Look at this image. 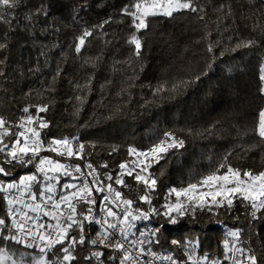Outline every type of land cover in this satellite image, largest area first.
<instances>
[{"label": "snow or ice", "instance_id": "1", "mask_svg": "<svg viewBox=\"0 0 264 264\" xmlns=\"http://www.w3.org/2000/svg\"><path fill=\"white\" fill-rule=\"evenodd\" d=\"M238 2L239 7L236 6ZM21 4L22 0H0V25L6 29L0 37V53L9 48L10 34L21 24L18 17ZM245 5L249 6L250 14L244 13ZM253 6L254 0H222L213 6L215 17L212 23L218 32L225 33L230 31L229 25L239 19L251 22L252 32L264 33V0H260L255 11L251 10ZM177 14H192L208 27L209 10L201 0H129L118 10L120 19L110 15L99 24L82 28L67 47L74 53V58L82 62V69L95 70L102 63L105 49L118 42L109 38L105 26L114 21L124 24V18H127L128 32L123 39L129 52L126 58H114L112 72L131 70L129 80H135L139 78L135 65L142 61L145 48L143 34L149 30L150 22L160 17L175 19ZM40 15L47 17L48 12L40 7L25 15L24 28L33 32ZM48 27L45 26V31ZM51 29L53 34L61 31L54 25ZM228 39L230 47L224 48L219 53L220 57L225 52L257 47L254 38L229 35ZM94 40L101 43L99 54L86 55L88 46ZM202 40L211 58L207 64L210 69L217 58L216 48L220 47L221 40L212 39L211 29L205 32ZM57 48H61L57 42L40 48L36 65L28 67L27 73L42 72L40 57L44 58L43 67H50L49 52ZM66 55L61 51L54 74L47 82L42 80L41 87L35 90L42 102L26 103L20 109L23 115L16 121L0 115V177L11 176L17 166L34 168L33 172L11 182L0 179V201L6 205L4 214L0 215V264H76L81 259L79 251L85 248L88 254L82 259L89 264L93 260L96 264H156L157 261L160 264H182L172 255L161 256L153 251L152 245L160 243L159 227L143 231L137 227L138 222L164 216L170 224H176L179 218L194 215L197 210L213 214L219 209L231 212L237 201L253 220L264 217V168L236 167L230 161L231 152L219 162H214L206 173L190 179L186 186L169 187L163 195L164 203L157 208L153 200L159 196V177L165 172L163 166L158 173L152 169L161 161H166L174 150L184 148L185 140L175 132H164L162 138L145 149L130 146L127 156L133 159L120 162L115 175L111 172L102 174L98 170L107 169V162L95 166L87 158V149H94V143L86 145L78 136L46 139L43 130L50 128L51 122L43 114L50 111L55 100L57 85L64 74L62 64ZM7 62L6 54L0 56V81L4 82L5 91L10 79L6 71ZM139 71H143L142 66ZM258 72L260 92L264 95V57H261ZM24 76L25 71L21 70L19 77ZM199 79L198 74L193 80L159 84L152 90V95L163 98V94L168 93L174 96ZM94 80V71H85L82 77L69 80L73 89L69 102H77V114L93 90ZM104 87L101 85L102 90ZM24 95L31 98L33 92ZM248 131L258 139L249 143L244 151L264 148V108L258 111ZM117 151L118 148L113 147L109 155ZM72 160L84 163L73 164ZM125 189L135 192V198L126 195L122 191ZM138 205H147V208ZM92 225L98 226L94 236L88 232ZM227 236L229 238L223 241L225 261L230 264H261L253 248L240 246L243 243L240 231H230ZM171 244L185 249L186 261L183 264H221L207 254L197 255L195 245H185L177 239L171 240ZM105 249L109 253L107 257ZM28 250L37 254L31 255Z\"/></svg>", "mask_w": 264, "mask_h": 264}, {"label": "trees", "instance_id": "2", "mask_svg": "<svg viewBox=\"0 0 264 264\" xmlns=\"http://www.w3.org/2000/svg\"><path fill=\"white\" fill-rule=\"evenodd\" d=\"M221 2L201 0L209 10L207 28L192 14L152 20L149 30L143 34V59L135 65L139 78L130 81L131 70L112 72L114 58H126L129 52L123 39L128 32L127 18H124V24L114 21L105 26L109 38L118 42L105 49L102 63L95 70L82 69V62L76 60L67 47L82 28L99 24L110 15L120 19L118 10L129 0H22L18 9L21 24L10 34L9 48L0 53V56H8L6 71L10 77L7 91L3 88L4 82L0 81V115L16 121L23 115L20 109L26 103L42 102L35 90L41 87L42 80L47 82L54 74L63 51L67 54L62 64L64 74L57 85L50 111L43 114L51 122V127L43 130L45 138L78 136L86 145L94 143V149H87V158L95 166L107 162V169L98 170L102 174L111 172L115 175L120 162L133 159L127 156L130 146L145 149L162 138L164 132H175L185 140L184 148L174 150L166 161L152 169L158 173L163 166L165 172L159 177V196L153 200L157 208L164 203L163 195L169 187L186 186L190 179L206 173L214 162H219L229 152L232 153L230 161L236 167L264 168V148L244 151L249 143L258 139L248 129L254 124L258 111L264 108V95L260 92L258 78L259 64L264 57V33L252 32L251 22L239 19L229 25V32H218L212 23L215 17L213 6ZM259 4L260 0H254L251 10L255 11ZM236 6L239 7V2ZM40 7L48 12V16L40 15L33 32H29L24 28L23 18ZM243 11L250 14L249 6L245 5ZM53 25L61 31L53 34ZM45 26H49L47 31ZM209 29L213 40H221L220 47L216 48L217 58L210 69L207 64L211 58L202 40ZM5 30L0 25V37ZM229 35L254 38L257 47L225 52L220 57L219 53L230 47ZM53 42L59 43L61 48L49 52L50 67L44 68V58L40 57L42 72L27 73L28 67L36 65L39 49L45 44L51 46ZM100 47V41L94 40L85 54L97 55ZM141 66L143 71H139ZM21 70L25 71L22 78L19 77ZM85 71H94L95 80L93 90L77 114V102H69L73 96L69 80L82 77ZM198 74L200 79L179 94L165 93L163 98L152 95V90L159 84L193 80ZM101 85H105L103 90ZM29 91L33 92L31 98L24 95ZM148 101L155 102L148 104ZM113 147L118 151L109 155ZM33 171V167L17 166L11 176L0 179L11 182ZM128 182L133 183L131 180ZM122 191L135 198V192ZM138 206L147 208V205ZM5 210L6 205L0 201V215ZM149 223L161 229L160 243L152 245L153 251L161 256L172 255L182 263L186 261L185 249L171 244V240L177 239L185 245H195L197 255L207 254L210 259L227 264L223 257V241L229 238L227 234L230 231H240L242 244L253 248L264 264V217L253 220L239 201L231 212L219 209L213 214L197 210L194 215L179 218L176 224H170L164 216H154L150 221L138 222L137 227ZM97 229V225L89 226L90 236H94ZM104 252L107 257L108 250ZM87 254V248L79 251L81 259L76 264H89L82 259ZM90 264H96V261Z\"/></svg>", "mask_w": 264, "mask_h": 264}, {"label": "built area", "instance_id": "3", "mask_svg": "<svg viewBox=\"0 0 264 264\" xmlns=\"http://www.w3.org/2000/svg\"><path fill=\"white\" fill-rule=\"evenodd\" d=\"M42 155H53V154H51V153H42ZM57 159H60V158L57 157ZM71 163H73V164H76V163L83 164L84 162H83V161L72 160ZM98 199H99V198H98ZM98 211H99V210L97 209V212H98ZM97 227H98V226H97ZM139 229H141V230H143V231H149V230L154 229V227H153L152 224L149 223V224H145L143 227H141V228H139ZM137 235H139V233H137ZM240 246L245 247V248H248L247 246H245V245H243V244H241ZM158 255H159V254H158ZM144 259H147V257H145ZM156 264H160V262L157 261ZM182 264H183V263H182ZM227 264H230V262L228 261Z\"/></svg>", "mask_w": 264, "mask_h": 264}, {"label": "rangeland", "instance_id": "4", "mask_svg": "<svg viewBox=\"0 0 264 264\" xmlns=\"http://www.w3.org/2000/svg\"><path fill=\"white\" fill-rule=\"evenodd\" d=\"M28 251H30L29 254H31V255H35V254H37V253H35V252L32 251V250H28Z\"/></svg>", "mask_w": 264, "mask_h": 264}]
</instances>
